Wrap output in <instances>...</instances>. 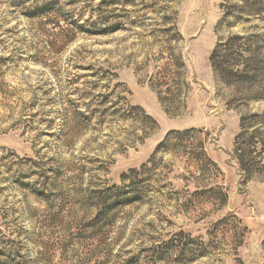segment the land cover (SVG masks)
<instances>
[{
    "label": "rangeland",
    "instance_id": "rangeland-1",
    "mask_svg": "<svg viewBox=\"0 0 264 264\" xmlns=\"http://www.w3.org/2000/svg\"><path fill=\"white\" fill-rule=\"evenodd\" d=\"M0 264H264V0H0Z\"/></svg>",
    "mask_w": 264,
    "mask_h": 264
},
{
    "label": "trees",
    "instance_id": "trees-1",
    "mask_svg": "<svg viewBox=\"0 0 264 264\" xmlns=\"http://www.w3.org/2000/svg\"><path fill=\"white\" fill-rule=\"evenodd\" d=\"M247 1L248 0H244L245 3ZM245 14H249V12L241 11L236 16H239L241 18ZM231 15L235 16V14ZM243 40L244 39L240 36H233L230 39L226 40L224 43H220L211 55L210 61L213 70L216 72V74H220L223 81L229 83L230 85L237 86L241 83L250 84L252 83L250 80H253L258 77V73L256 71L252 72L250 69L254 62V53L251 52V50L239 51L236 49L237 46H240L237 45V43ZM247 52H251L253 55H251V53V56L247 55ZM235 59H237L238 61L236 65L232 63ZM240 66H242V68H239ZM255 69L256 68H254V70ZM245 156V154L244 156H238V160L243 171L247 170V161L245 159ZM248 156H250V153H248Z\"/></svg>",
    "mask_w": 264,
    "mask_h": 264
}]
</instances>
